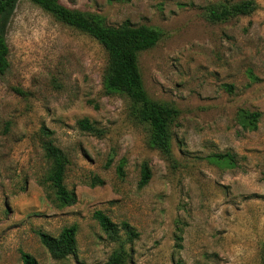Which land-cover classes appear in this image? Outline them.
<instances>
[{
	"label": "rangeland",
	"instance_id": "rangeland-1",
	"mask_svg": "<svg viewBox=\"0 0 264 264\" xmlns=\"http://www.w3.org/2000/svg\"><path fill=\"white\" fill-rule=\"evenodd\" d=\"M60 1L110 25L162 30L139 63L150 97L179 109L174 156L150 144L127 96L106 90L102 44L18 0L5 23L10 66L0 73V264H23L21 251L39 264H104L117 241L96 210L117 224L127 264H263L264 0L218 22L205 8L220 0ZM243 111L259 112L253 125ZM83 118L95 130L82 129ZM47 141L69 158L72 205L50 187ZM144 162L151 178L140 186ZM72 224L74 253L53 258L39 232L57 236Z\"/></svg>",
	"mask_w": 264,
	"mask_h": 264
},
{
	"label": "trees",
	"instance_id": "trees-1",
	"mask_svg": "<svg viewBox=\"0 0 264 264\" xmlns=\"http://www.w3.org/2000/svg\"><path fill=\"white\" fill-rule=\"evenodd\" d=\"M18 0H0V73H5L10 66V47L5 35V23ZM52 13L62 22L88 33L106 49L108 62L104 70V84L108 92H118L130 100L132 113L149 130L150 144L160 150L168 158L173 159L172 126L179 115V109L170 103L154 100L147 92L140 68L139 55L142 51L153 48L162 38L161 29L146 23L134 24L130 20L120 25L107 24L105 18L95 12H86L70 8L60 0H31ZM255 0H220L206 6V15L213 22L249 15L257 9ZM243 124L253 125L259 112L243 111ZM82 129L95 130L88 118L78 121ZM44 150L51 161L48 180L58 200L64 205H72L77 196L65 183L66 167L69 163L64 151L51 141L44 143ZM151 178V169L147 162L142 164L140 186L146 185ZM94 217L103 231L117 241L109 259L104 264H127L126 240L119 235L117 224L102 210H96ZM128 239H133L137 232L129 224H125ZM77 226H65L57 235L40 231L41 243L51 256L58 260L66 259L76 248ZM181 240V236H178ZM23 264H39L38 260L28 252L21 251ZM264 264V251L262 256ZM68 264V263H63Z\"/></svg>",
	"mask_w": 264,
	"mask_h": 264
}]
</instances>
